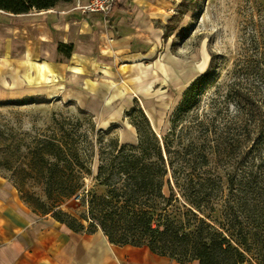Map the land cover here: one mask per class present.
<instances>
[{"label": "crops", "instance_id": "crops-1", "mask_svg": "<svg viewBox=\"0 0 264 264\" xmlns=\"http://www.w3.org/2000/svg\"><path fill=\"white\" fill-rule=\"evenodd\" d=\"M77 1L88 0L21 14L0 10L9 15L0 22V98L71 102L125 145L139 142L133 124L139 113L160 136L170 107L197 77L194 58L167 46L165 26L178 0H117L106 17L73 9ZM59 42L72 44L69 57L58 54ZM0 264L180 263L111 243L99 228L74 231L32 215L0 175Z\"/></svg>", "mask_w": 264, "mask_h": 264}, {"label": "rangeland", "instance_id": "rangeland-1", "mask_svg": "<svg viewBox=\"0 0 264 264\" xmlns=\"http://www.w3.org/2000/svg\"><path fill=\"white\" fill-rule=\"evenodd\" d=\"M7 16L0 13V22ZM165 28L167 46L174 54L194 58L192 71L198 79L190 104L171 116L182 94L170 107L158 136L161 143L172 121L174 136L181 134L184 144L202 134L213 140L212 146L220 143L223 152L217 164L193 163L185 169L203 177L221 176V188L207 187L213 194L220 190L226 194L227 172L245 173L263 185L264 0H178ZM135 116L145 138L147 128L141 116ZM57 146L58 157L44 155L49 150L56 154ZM120 146L114 131L101 130L90 113L71 102L39 96L0 98V175L32 215L55 219L65 217L64 212H83L81 200L55 202L66 188L63 181L78 175L86 194L91 190L102 193L104 187L95 179L97 168L126 154L130 147L120 150ZM200 147L199 140L191 150ZM165 192L169 194L167 188ZM213 205L216 217L222 202ZM255 250L248 260L251 263H259Z\"/></svg>", "mask_w": 264, "mask_h": 264}, {"label": "trees", "instance_id": "trees-1", "mask_svg": "<svg viewBox=\"0 0 264 264\" xmlns=\"http://www.w3.org/2000/svg\"><path fill=\"white\" fill-rule=\"evenodd\" d=\"M70 1L0 0V10L21 14ZM72 49V44L57 45L58 54L64 58L69 57ZM193 83L183 92L171 116L178 108L190 104ZM139 115L147 136L144 138L141 126L134 119L139 134L137 146L130 145L126 154L116 155L97 168L95 179L104 191L91 190L86 194L81 177L72 172L77 178L63 181L66 188L55 202L69 198L81 200L85 209L76 215L64 212L65 217L55 219L74 231L93 232L99 228L111 243L146 247L157 255L173 257L180 264L192 260L199 264L251 263L248 260L255 249L259 260L256 264H264V184L245 173L227 172L226 194L222 190L213 194L207 187L221 188V176L203 177L185 169L193 163L217 164L223 152L220 143L212 146L213 140L210 142L207 134H202L184 144L181 134L174 136L173 121L161 143L145 116ZM199 140L202 147L191 150ZM124 146L121 144L120 150ZM55 149L56 154L49 150L44 155L58 157L60 146ZM215 201L222 202L216 217L212 216L216 211Z\"/></svg>", "mask_w": 264, "mask_h": 264}, {"label": "built area", "instance_id": "built-area-1", "mask_svg": "<svg viewBox=\"0 0 264 264\" xmlns=\"http://www.w3.org/2000/svg\"><path fill=\"white\" fill-rule=\"evenodd\" d=\"M116 1L117 0H88L85 3L77 1L73 9H77L82 13L96 12L106 17L109 15Z\"/></svg>", "mask_w": 264, "mask_h": 264}]
</instances>
